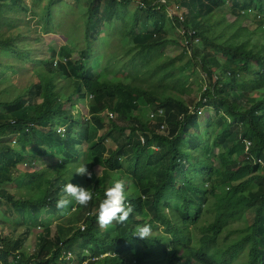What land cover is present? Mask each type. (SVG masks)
Returning <instances> with one entry per match:
<instances>
[{
	"label": "trees",
	"instance_id": "trees-1",
	"mask_svg": "<svg viewBox=\"0 0 264 264\" xmlns=\"http://www.w3.org/2000/svg\"><path fill=\"white\" fill-rule=\"evenodd\" d=\"M73 1L86 7L90 41L109 33L108 24L121 25L132 61L163 83L174 80L176 65L186 58L178 74L184 87L182 94L163 86L145 91L136 86L141 74L128 84L109 79L87 51L63 46H50L47 58L31 56L26 17L41 8V29L51 8L67 2L35 0L28 8L25 0H0V30H17L0 32V50L12 53L0 66L36 78L12 103L0 104V264H195L206 255L216 264H264V0H168L179 6L183 22L171 18L170 3L160 0H141L132 13L135 0ZM228 16L235 18L231 27L221 26ZM253 23L254 33L247 29ZM234 27L240 31L233 35ZM63 81L74 82L69 97L59 88ZM149 105L165 109L168 134L159 132L163 121L147 117ZM192 106L204 108L203 114L188 112ZM106 108L115 120L107 122ZM98 135L104 137L97 142ZM54 160L57 168L47 174ZM81 163L93 173L81 176L85 184L74 173ZM26 165V172L18 168ZM115 179L127 182V202L134 207L128 220L102 229L95 216L85 221L86 229L69 228L97 214ZM68 182L88 188L93 200L54 228L53 217L46 220L41 211L57 214ZM14 186L23 199L15 201ZM38 196L28 214L26 198ZM18 218L24 223L16 226ZM242 218L245 229L235 231L240 239L223 243L230 224ZM27 219L35 227H25ZM144 223L153 230L140 239L133 232ZM32 231L39 232L36 240L26 243ZM125 241L123 253L114 252L115 243Z\"/></svg>",
	"mask_w": 264,
	"mask_h": 264
},
{
	"label": "rangeland",
	"instance_id": "rangeland-1",
	"mask_svg": "<svg viewBox=\"0 0 264 264\" xmlns=\"http://www.w3.org/2000/svg\"><path fill=\"white\" fill-rule=\"evenodd\" d=\"M26 6L29 8L32 3L35 2V0H25ZM136 2H133L132 5L129 8V12H135L136 8L138 7L141 0H135ZM65 4L56 6L51 8L50 11V21L46 20L44 21V25L41 29H36L38 26L37 20H42L43 17V11H41V8L38 10V15L36 17H26V23L30 28V31L28 32L29 36L31 38H28L26 40L27 45L31 44L33 42V45L30 46L31 50V56H37L42 55V57L48 56L49 47L52 46L56 50L58 47H65L69 51H76L77 53L81 54L83 51H87L89 54H91L92 59H96L95 67L99 69L100 71H103L106 76L109 77V79H121L123 78L124 81H126V84L128 82L134 83L137 81V79L140 77V81L136 84L139 88L147 91L150 87L158 89L160 86L166 87L170 90H173L174 92H179L182 94V89L184 87V79L182 77L178 78V74L182 68V66L185 64L186 58L183 60L184 62H181V65H176V68L174 70L175 78L174 80L169 79L167 82L163 83L164 81H161L157 76H152V74L147 73V70L143 69V66L139 63L133 62L132 57L133 55L130 53V55L127 54L125 50V39L124 36H122V26L114 24H108L107 30H110L109 33L106 30H103L101 34H98L96 39H93L94 41H90L86 34V28L88 26V20L84 15L86 14V7L82 5L81 7L77 6L76 3L73 0H65ZM36 4L38 5V2L36 1ZM174 5L170 7L171 11H173ZM229 7V5L227 6ZM220 12V11H219ZM173 14V13H172ZM127 17L129 14H127ZM215 17V16H214ZM29 19H32V22L29 21ZM207 20V19H206ZM235 20L234 17L228 16L223 18V24L221 26L223 27H231L230 25L233 24V21ZM212 27V26H211ZM257 28V24L253 23L247 27V29L254 33V30ZM27 28L20 29V33L27 32ZM37 30V31H36ZM49 30H53V35H49L45 32H48ZM24 31V32H23ZM240 29L237 27L231 28L230 32L234 35L237 32H239ZM1 33H6L8 36L9 32L17 33V30L14 29L12 31H9L7 28L3 26V28L0 30ZM55 33V34H54ZM218 37H222V35H217ZM33 39V40H32ZM38 39V41H37ZM68 50H64V52H67ZM68 51V52H69ZM2 54H0V61L4 63L10 62V59L6 57V53L12 54L10 51L6 50H0ZM126 52V53H125ZM168 54L174 56V51H167ZM104 54V56L102 55ZM101 57H104L101 61ZM45 58V59H46ZM15 62V60H14ZM90 65V61L88 60V66ZM31 67V66H30ZM189 68H184L185 72H187ZM0 71L4 72L5 74H2V77H6L5 83H1L0 81V104L2 103H12L14 100L18 98V96L21 94V91L26 89L30 83H33L36 78L35 74L29 73V74H21V73H10L3 69L0 66ZM189 73V72H187ZM107 77V78H108ZM193 78H196L200 82H202V79L199 78L198 74H195ZM73 84V85H72ZM60 90L64 88V93L69 97L68 95H72L75 91L74 82L69 83L68 81H63L59 84ZM192 95L195 97H198L199 91H194ZM91 99H88L87 104H90ZM150 105L147 106L145 109H150ZM143 112V109H142ZM108 122V119H107ZM203 135V134H202ZM100 137L98 140L101 139L102 135H99ZM199 138H201V135L199 134ZM16 144H19V140H16ZM146 157V155H143V159ZM57 161H49V168L46 169L47 174H52L51 168L55 169L57 168L58 163ZM78 165H76L77 167ZM22 170V172H26V168L28 166H20L18 167ZM60 175H64V180H67L69 176L65 173H61ZM85 178V176H83ZM77 178L82 182V184H85V179H83L80 175H77ZM49 180L47 184H52L51 181L54 179L50 176L49 178H46ZM21 190V189H20ZM22 191V190H21ZM51 194V193H48ZM41 197V196H40ZM38 197H31L27 198L34 207L33 204H36L38 200H40ZM175 206L178 207L179 204L175 203ZM29 207V206H28ZM46 212V211H44ZM43 212V213H44ZM42 213V214H43ZM51 217L54 215L50 214ZM47 220V217H45ZM21 218H18L15 222V225L23 224L24 222L21 221ZM246 218H242L239 221L233 222L228 227L226 233L221 238L222 242L225 243V240L227 241H236L239 240L238 234L235 233V231H241L245 229V222ZM52 221V220H51ZM209 221H212V219H209ZM33 223V220L27 219L25 222V227L33 228L35 227ZM1 229V227H0ZM18 230H21L22 233H25L27 231V228H20ZM39 233V232H38ZM36 231H33L29 236L26 243H33L36 240V235L38 234ZM32 239V241H31ZM29 251V250H28ZM31 251V250H30Z\"/></svg>",
	"mask_w": 264,
	"mask_h": 264
},
{
	"label": "clouds",
	"instance_id": "clouds-1",
	"mask_svg": "<svg viewBox=\"0 0 264 264\" xmlns=\"http://www.w3.org/2000/svg\"><path fill=\"white\" fill-rule=\"evenodd\" d=\"M160 1H166L167 4L170 3L168 0H160ZM172 5H174V7H173V11H175L174 17H178V19H179L178 14H182L179 11V8H178L179 6H176L175 4L170 3L169 9ZM174 17H171V18H174ZM62 62L67 63V59H62ZM150 107L151 108L148 110L145 109V113H146L147 117H149L151 120L152 119L153 120L159 119V120L163 121V124H161V128L159 129V132L161 134H164V133L168 134L169 129L167 128V125H169V124L167 121H165V119H166L165 109L159 108V107L154 108L152 106H150ZM203 110H204V108H196L195 109V107L192 106L189 108L188 112L195 113L197 111L198 113L203 114ZM103 114L106 115V118L108 119V121L115 120L117 117L116 114L111 112V110L109 108H106V110L104 111ZM55 131H57L59 133L62 131V129H56ZM99 137L100 136L98 135L96 138L97 142L100 141L102 139V137H104V136L102 135L101 139L98 140ZM16 140H17L16 138H14L12 140V142H11L12 146H14L16 144V142H17ZM142 142L143 143L145 142L144 137H142ZM58 163H59V161H58ZM86 164L87 163H81L80 165H78L75 168L74 173L77 175H80V176H86L88 179H91L93 173L91 171H89ZM126 187H127V182L124 179H115L114 181H112L111 185L109 187L105 188V190H104L103 199H101L99 202L97 214H96V212L89 213L88 218L86 220L79 222L78 224H75V225H70L69 228L75 229V228L80 227L82 229H86L87 226L85 224V221H87L88 219L94 218L95 216H96V220H97V225H99L102 229H107L110 225L113 224V222H115L117 225H118V223H120V224L125 223L128 220L129 216L134 211V207L130 203L127 202ZM9 190L12 194H16L15 201L23 199L21 194L16 190L15 186L10 187ZM129 198H131V196H129ZM92 200H93V193L88 188H85L83 186L75 185L73 183L68 182L62 186L61 195L56 202V207L58 208V212L56 215L57 216L59 215V217L54 215L53 212L49 208L42 210L41 213L46 211L43 213L44 217H48V216H50V214L54 215L53 220L51 221V224L49 226H52L55 228L57 225L62 224L61 223L62 218H65V216H69V215H72L74 213H77L79 211V206L86 207L90 204V202ZM28 202H29V200H28ZM147 202H148V199L146 196H144L143 202L141 204H143L145 206ZM69 205H71V206H69ZM28 206H29L28 207L29 209L26 211L28 212V214L32 215L31 209H33L34 207H32L30 202L28 203ZM173 207L176 208L175 204ZM8 208L15 211L12 206H8ZM55 217H56V219H55ZM38 230H39V228H38ZM152 230H153L152 225L150 223H144L142 225H137L135 227L133 235L139 237L140 239H147L148 237L151 236ZM20 231L21 230H18V232H20ZM36 232L38 233V231H36ZM64 233H67V231H65ZM126 247H127L126 241L125 242H116L114 252L122 254L123 251L126 249ZM183 261L184 260H182L181 262H178L176 264H185V263H183ZM195 264H216V263L213 260H211V256L206 255L204 257H201L200 261H198Z\"/></svg>",
	"mask_w": 264,
	"mask_h": 264
},
{
	"label": "built area",
	"instance_id": "built-area-1",
	"mask_svg": "<svg viewBox=\"0 0 264 264\" xmlns=\"http://www.w3.org/2000/svg\"><path fill=\"white\" fill-rule=\"evenodd\" d=\"M160 4L161 5H167V2L166 1H161ZM169 15H170V17H174L175 16V11H171V9H169ZM178 16H179L180 21L183 22V16H182V14H178Z\"/></svg>",
	"mask_w": 264,
	"mask_h": 264
},
{
	"label": "crops",
	"instance_id": "crops-1",
	"mask_svg": "<svg viewBox=\"0 0 264 264\" xmlns=\"http://www.w3.org/2000/svg\"><path fill=\"white\" fill-rule=\"evenodd\" d=\"M4 33V32H3ZM49 35H51L50 33H48Z\"/></svg>",
	"mask_w": 264,
	"mask_h": 264
}]
</instances>
